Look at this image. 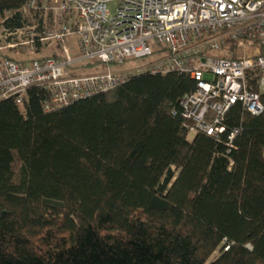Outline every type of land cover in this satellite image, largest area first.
<instances>
[{"label":"trees","instance_id":"trees-1","mask_svg":"<svg viewBox=\"0 0 264 264\" xmlns=\"http://www.w3.org/2000/svg\"><path fill=\"white\" fill-rule=\"evenodd\" d=\"M27 1L0 0L3 28L44 23ZM195 90L145 71L52 111L38 86L1 100L0 264H264V116L236 104L219 140L190 139Z\"/></svg>","mask_w":264,"mask_h":264},{"label":"built area","instance_id":"built-area-1","mask_svg":"<svg viewBox=\"0 0 264 264\" xmlns=\"http://www.w3.org/2000/svg\"><path fill=\"white\" fill-rule=\"evenodd\" d=\"M23 12L43 14L46 25L25 24L5 29L0 44V101L23 104L27 91L38 86L49 93L45 111L107 92L123 83L133 70H117L142 60L137 73L179 72L196 81V90L180 100V114L190 135L219 140L230 109L241 104L264 116V0H28ZM25 36L28 49L53 41L61 53L17 60L5 54ZM76 37L79 56L73 58L67 40ZM232 41L252 54L229 58L219 54ZM85 62L98 63L90 73L74 74ZM256 70L259 92L248 83ZM213 74L212 79L205 75ZM238 129L230 135L232 141Z\"/></svg>","mask_w":264,"mask_h":264},{"label":"rangeland","instance_id":"rangeland-1","mask_svg":"<svg viewBox=\"0 0 264 264\" xmlns=\"http://www.w3.org/2000/svg\"><path fill=\"white\" fill-rule=\"evenodd\" d=\"M35 24L38 25L37 30L40 29L42 25H46L48 29L53 28L52 22L50 20H47L42 25L37 21L32 22L30 25H35ZM42 31L43 30L40 29L38 32L42 33ZM23 39H25V36L19 37V35H14L12 39L11 38L7 39V40H11L12 42H16V43L19 42V43L17 44L15 48H13V50L11 49L5 50V54L17 60L29 61L36 57L54 55V54H58L59 52L61 53V47H59L53 41H46L42 45H37V47L34 50H30L25 45L20 44V42L23 41ZM4 42H5V30L0 22V44H3ZM75 42H76L75 36H72L67 40V47L73 58H77L79 56V53L77 51V44ZM223 51L225 54H228L234 57L254 53L253 51L239 48L236 45L234 46L232 43H229V42H226V46ZM142 63H143L142 60L128 61L124 65L116 67V69L124 70V71L133 69L131 73L134 74V73H137V68L141 67ZM94 70H96L95 66L94 67L93 66H81V67L75 68L73 73L74 74H84V73H90ZM205 76L208 79H212L214 77L213 74H207ZM189 138L192 139L193 135H189ZM19 169H20V163L16 162V171L19 172ZM216 254H218V252H216L213 257H215Z\"/></svg>","mask_w":264,"mask_h":264}]
</instances>
